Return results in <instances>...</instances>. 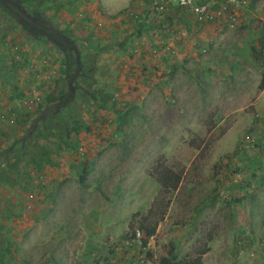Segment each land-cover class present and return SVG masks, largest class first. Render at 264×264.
Here are the masks:
<instances>
[{
	"label": "rangeland",
	"instance_id": "1",
	"mask_svg": "<svg viewBox=\"0 0 264 264\" xmlns=\"http://www.w3.org/2000/svg\"><path fill=\"white\" fill-rule=\"evenodd\" d=\"M68 1L34 0L27 9L22 0H0V158L20 148L51 161L36 171L22 156L12 181L0 182V264H108V254L138 250L124 243L128 222L161 201L168 205L146 249L148 264L171 245L180 255L207 249L203 264H264V90L257 89L264 62L250 54L264 36V0H236L240 23L185 55L168 46L175 35L157 32L134 31L125 41L117 32L105 39L110 48L85 49L62 36V13L77 12ZM144 47L151 84L128 80L127 72L114 78L106 60L137 59ZM77 53L98 80L74 85L111 98L98 110L74 90L60 103L61 126L54 108L37 105L49 92L59 96L63 72L78 68ZM129 89L148 95L133 99ZM168 169L181 178L161 192L159 180L173 181Z\"/></svg>",
	"mask_w": 264,
	"mask_h": 264
},
{
	"label": "crops",
	"instance_id": "2",
	"mask_svg": "<svg viewBox=\"0 0 264 264\" xmlns=\"http://www.w3.org/2000/svg\"><path fill=\"white\" fill-rule=\"evenodd\" d=\"M68 2H73L77 9V12H73V9H67L66 11L64 10V13H62L63 18H67V24L65 25L64 29H62V36L66 40H69L70 38L73 39L74 42L76 41L78 43V45L83 44V46H86L84 47L85 49L90 48L102 51L103 49L110 48L113 43L107 42L105 41V39L106 37L112 38L114 34H117V32H119L120 35H123L124 38L122 39L124 41L127 40V38L134 31L136 33L142 34H144L145 32H157L159 34L165 35V37L175 35L173 43L170 45L168 44V46L170 47V49L176 51V55L177 53L179 54V51L184 48L185 55L188 50L190 54V51L195 44L197 46L198 44H201L200 47H202V42H204V45L207 46L208 44L206 43L205 37L207 35L211 36L217 29L220 30V28L213 26L212 28L207 29H205V27H200L189 13L177 7L174 0H167L166 3H164V5L162 6L161 10L157 7H155L154 9L149 0H69ZM91 9L92 11H90ZM81 11H83V15H81ZM78 22L82 25L76 24ZM120 30H122L123 33H121ZM96 33L98 34L97 36L95 35ZM95 36L96 38H93ZM93 39L97 40V42L93 43ZM102 41L104 43L100 45ZM124 41H119L121 42L120 45H122ZM188 41L190 43H188ZM148 47L150 49L154 48L153 46L150 47V45H148ZM146 48L147 47L141 49V53L144 52V55H139L137 59L134 58L132 54L127 55L126 57L125 55L124 57L121 56L118 60H116L115 58H108L106 62L108 64V68H110V72L111 70L113 71L112 67H114V71H116V73H114L113 75L114 78L116 76H119L118 72H120L121 74L127 72L126 79L129 80L131 76H135V78L144 80L148 85V83L151 81V78L153 77L151 74L154 65L150 57H148L150 56V54L146 52L149 51ZM159 49L164 50L163 46L159 47ZM80 50L81 49L78 48L79 53ZM79 53H77V58H79V60L77 59L78 68L74 69L73 73H67V75L72 74V77L77 78V80L83 79V77L92 78V76H94L93 82H95L96 80H98L95 77L96 69L85 64L86 61L83 62V59H80L81 53ZM170 57H172V55L168 58L170 59ZM186 57L187 56H185V58ZM126 59H128L127 63H129V66L132 67L126 68V71H123L122 69H120L119 71V69L117 68H123L128 65L126 63ZM136 64H138L137 67L133 69V66H136ZM79 65L81 67H79ZM62 79L63 77L61 76V80ZM149 84H151V82ZM132 90L133 89H129L128 96L133 99H135L136 97H141L144 99L148 95V92L144 95H137V93L132 92ZM97 96L98 95H95L96 100L95 98L92 100V103L96 106V109L99 108L101 110L104 107L107 108V100H110L111 96L105 95L106 99L109 98L105 100V102H101L99 97ZM88 98L90 99V97ZM130 103L129 104L131 106H134V104H139V102L135 100L130 101ZM106 258L107 259L105 261L106 263L108 262V264H114L113 262H111L112 259L116 260L115 264H127L128 262H130L131 255L130 253H128L125 257H119L117 255L108 254Z\"/></svg>",
	"mask_w": 264,
	"mask_h": 264
},
{
	"label": "trees",
	"instance_id": "3",
	"mask_svg": "<svg viewBox=\"0 0 264 264\" xmlns=\"http://www.w3.org/2000/svg\"><path fill=\"white\" fill-rule=\"evenodd\" d=\"M33 1L34 0H22V2L25 3V8L30 9L33 7ZM199 3H206L208 0H199ZM219 2L223 3L225 0H218ZM32 10V9H31ZM250 54L252 59L255 62L261 63L264 62V36H262L258 41L256 45H253L250 47ZM64 74V72H63ZM63 79L61 80L63 85L61 86V89L59 91V96L54 97L53 92H49L44 96L43 99V105L39 104L37 105L38 110H45L48 108H54L53 109V117L57 116L60 117L59 123L61 126H67L65 117L61 114L63 111L62 105H60L61 102H63L67 95H69L74 90H80L82 95H88L90 97L89 100H93L95 98V93H90L85 89V87H81L80 85H74L76 84L77 78L74 79V81H70L67 78V74L62 75ZM90 77H83L82 80H87ZM72 82V83H71ZM258 91L264 90V73H262L260 81L257 86ZM13 97H10L12 99ZM96 100V98H95ZM102 100V98H101ZM101 102H104L102 100ZM10 111V110H9ZM13 110L10 111L12 113ZM55 114V115H54ZM0 118H3L2 115H0ZM47 118H49V114L47 115ZM45 118V119H47ZM120 120H123V117L120 118ZM50 129V128H49ZM48 129V130H49ZM32 130V129H31ZM74 130V129H73ZM72 129H66L67 135L69 132L73 131ZM77 130V129H76ZM78 131V130H77ZM33 132V131H32ZM35 131L33 132V134ZM32 137V136H31ZM30 137V138H31ZM38 138V137H37ZM25 156L24 165L26 166V169H35L36 171H42L44 168L43 165L49 164L51 161L47 157H39V155H34L31 152H27L24 149L20 148H12L8 152H4L1 155V164L3 167L0 168V182H11L12 179L9 176L10 174H13L16 170L18 162L22 159L21 157ZM26 173L27 170H25ZM167 175H171L173 178L172 183L166 182V180L160 181L159 185L161 188V192H166L170 189H175L177 184L180 181L181 175L179 173H173L170 169L166 170ZM88 174V168L86 165H83L80 179L83 180L85 176ZM166 179V178H165ZM167 201L166 202H159L158 206L154 209L153 207L149 208V210L146 213H135L131 216L130 221L128 222V233L129 236L124 237L125 241H132L135 239V231H139L141 233V238L139 240L142 247H146L147 240L152 237L155 234L156 228L160 222V220L164 217L166 208H167ZM124 241V242H125ZM208 250H200L195 255L192 254H185L180 255L174 245H171L169 250L166 252V254L159 258L157 264H203L202 263V256L207 252ZM6 252L8 253V249H6ZM147 255L150 256L149 253Z\"/></svg>",
	"mask_w": 264,
	"mask_h": 264
},
{
	"label": "built area",
	"instance_id": "4",
	"mask_svg": "<svg viewBox=\"0 0 264 264\" xmlns=\"http://www.w3.org/2000/svg\"><path fill=\"white\" fill-rule=\"evenodd\" d=\"M154 6H158L160 10L167 0H150ZM177 7L191 14L199 25L211 24L214 27L223 29L237 25L240 23L242 9L239 8L238 1L236 0H225L222 4H213L212 0H208L206 3H199V0H174ZM245 4V3H244ZM240 13V14H239ZM80 151V150H78ZM141 233L135 231V239L132 241H125V245L129 248L138 246L136 252L131 253L130 262L127 264H148L146 249L153 240L150 237L147 240L146 247H142L139 240ZM150 242L148 243V241ZM136 242V244H134ZM135 249V248H134Z\"/></svg>",
	"mask_w": 264,
	"mask_h": 264
}]
</instances>
